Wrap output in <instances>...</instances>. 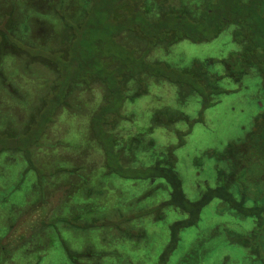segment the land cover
I'll list each match as a JSON object with an SVG mask.
<instances>
[{
  "label": "rangeland",
  "instance_id": "1",
  "mask_svg": "<svg viewBox=\"0 0 264 264\" xmlns=\"http://www.w3.org/2000/svg\"><path fill=\"white\" fill-rule=\"evenodd\" d=\"M80 1L0 0V36L10 23V9L17 17L16 21L21 16L24 18L18 27L23 35L27 19H36L37 28L35 25V30L32 29L21 44L29 53L57 62L63 71L57 81L58 86L66 79L65 72L68 70L69 73L72 70L73 73L90 74L103 68V65L105 67V57H98L100 49L93 44L96 43L93 36L95 23L98 18L101 20V0H95L90 13H93L91 20L86 19L85 24L76 27V50L67 48L65 40L70 31L62 37L64 29L60 28V20L52 14L55 8L62 5L63 13L70 16L72 23L80 17V10H77ZM125 6L120 10L126 13ZM222 7L219 6L217 10ZM233 8V4L229 5L228 12L233 10L235 14ZM110 13L111 16L115 15L113 10ZM136 15L142 19L147 18L140 11ZM247 15L252 20L256 18L251 10ZM122 23L123 19L120 18L119 25ZM171 24L172 21L166 16L163 21H159L157 27H163L160 32L165 34L167 26ZM174 25L177 27L178 23ZM180 26H183L181 30L190 32L189 28L182 24ZM192 28L200 34H208L211 30L209 25L203 24L192 25ZM232 29L233 25L228 26L215 38L207 41L181 40L168 51L164 49L171 39L165 38L158 46L151 48L144 59L146 62L150 58L159 59L161 63L158 65L150 64L153 70L166 74L168 72L175 79L188 78L180 70L177 72L180 75L174 70L190 67L195 60H198L205 72L209 71L213 68L211 64L204 63L206 59L225 57L236 49ZM97 40H101L106 46L111 44L106 35ZM115 41L121 44L122 53L130 52V62L136 61L148 45V42L142 41L131 31L121 32ZM30 44H34L37 49ZM60 45L64 49L61 53L57 52ZM98 61L101 67H96ZM136 62L140 66L139 59ZM0 63L2 74L8 78L14 75L13 79L21 89L33 93L35 102L38 93L50 90L52 82L44 76L45 71L49 72L48 68L44 67L37 72L30 69L32 75L39 74V77L35 75L37 77L30 79L25 76L19 55H2ZM28 63L25 59V67ZM220 66L215 67L219 72L222 70ZM148 81L146 93L136 101L125 103L121 109V115L135 114L132 124L119 115L115 116L114 119L119 124L116 135L120 134L122 137L125 133L134 131L142 133L144 139H141L139 147L145 145L148 138L155 141V146L144 155L141 151L135 152L141 156L140 166L166 159L167 147L172 146L169 154L172 153L175 158L174 166L180 173L182 189L188 199H198L207 187L213 188L220 184L215 156L209 151L221 150L227 142L242 138L253 127L256 130V125L261 122V118L257 120V117L264 114L261 79L254 71H249L238 82L223 78L220 85L223 93L218 96L216 94L217 102L207 108H202L197 97L179 105L176 92L180 88L174 83L153 79ZM2 96L0 128L12 123L6 117L7 105L18 120L24 117V109L10 105L9 94ZM107 97L101 82L76 84L64 105L56 110L53 122L47 125L40 136L41 147L39 145L38 150L35 148L36 151L29 149L30 156L27 158L33 171H27L29 161L22 152L11 149L0 151V264L93 263L90 256L78 257V262L73 263L65 251V245L68 244L75 252L94 248L101 253V264H160L161 254L172 244L174 246L163 264H262L248 238V233L254 229V219L238 216L225 201L211 199L200 211L199 220L180 229L174 242L171 225L184 219L186 212L167 205L160 207L170 198L171 186L167 179L139 177L143 175V169L138 162L130 165L134 173L126 168V173L131 175L129 178L116 174L103 175V153L91 135L90 120ZM49 99L47 98L46 105H49ZM29 110L25 113L26 121ZM165 110L167 118L176 117L182 112L190 119L199 120L190 125L188 121L177 118L169 128L159 124L153 126L150 133L147 132L146 127L152 113L159 112V123H162ZM41 118L42 113L40 122ZM22 126L17 125V130L21 131ZM185 131L188 133L182 136L180 132ZM29 134L32 138L33 128ZM22 136L12 138L0 133V146L26 145V136ZM60 166L62 168L58 169ZM127 167L130 168L129 165ZM153 207L158 208L153 210ZM61 217L74 223L78 218L88 227L69 229L58 220ZM53 220H58L54 222V226L51 225Z\"/></svg>",
  "mask_w": 264,
  "mask_h": 264
},
{
  "label": "trees",
  "instance_id": "2",
  "mask_svg": "<svg viewBox=\"0 0 264 264\" xmlns=\"http://www.w3.org/2000/svg\"><path fill=\"white\" fill-rule=\"evenodd\" d=\"M94 2L95 0H81L80 6L77 9L80 10L78 13L80 17L72 23H70V16L63 13L62 5L53 10V16L57 20H60L61 27H58L64 29V35L62 37L70 31V34L67 35V40H65L67 48H75L76 50L78 45H75L77 44L75 40L78 31L76 32L75 29L85 24L86 19L91 20L93 13L91 15L90 13L93 10ZM223 2L224 4H220ZM101 4V20L98 18L95 23L93 36L96 39V43L93 44L100 49V55L98 57H101V59L105 57V67L102 63L103 68L90 74L73 73L72 70L69 73L68 70L67 73L65 72L66 79L59 86L57 81L60 79L63 71L60 70L57 62L36 53H29L23 47V44H21L24 37L32 29L35 30V27L37 28L35 22L38 21L33 19V17H29L27 19L28 24L25 26L26 32L23 35L18 27L20 25L19 22L21 21L22 23L24 18L21 16L19 21H16L15 18L17 17L14 16V12L10 9V23H8L3 34L0 36L2 39L0 41V58H2V55H19L23 63L21 67L26 72L25 76L30 79L37 77L35 75L39 77V74L32 75L30 69L37 72L44 67L48 68L49 72L45 71L44 76L50 79L52 85L50 90L38 93L35 97L37 99L35 102L32 92L21 89L20 85L14 81V75H10L8 78L5 74H2V68H0V96L2 94H9L10 105L24 109V117L18 120L9 111L8 105L5 106L6 117L12 123L0 128V133L12 138L23 135L27 139L26 145H13L12 147L4 145L0 146V151L11 149L15 152H22L26 158L29 157V149L36 151L35 148L37 149L39 145L41 147L40 136L47 125L53 122L56 110L61 105H64L65 99L70 96L73 87L76 84L98 81L104 85L106 96L108 97L91 116L90 132L103 153V175L116 174L120 177L129 178L131 175L126 173V168L134 173L130 165L137 164L138 162L140 166L139 158L141 156L135 152L141 151L144 155L155 146V141L152 138H148L146 144L143 145L144 147H139V143H141V139H144V137L142 133L135 132L134 130V133L128 132L122 135V137L120 134L117 136L116 132L119 129V124L114 118L119 115L124 121L132 124L135 114L121 115V109L125 103L136 101L138 97L146 93L149 79L158 82L167 81L168 83H174L180 88V91L176 92V101L179 105L187 103L192 97H197L200 100L202 108H207L217 102L215 99L216 94L218 96L223 93V89L220 87L223 78L238 82L249 71H254L260 77L264 90V0H139L138 2H134L133 0H101ZM231 4L234 5L233 9H235V14H233V10L231 12L227 10ZM221 5L223 7L217 10ZM122 6L126 7V13L120 10ZM105 10L107 11L104 12ZM111 10L115 13L114 16L110 15ZM250 10L256 16L254 20L250 19L247 15ZM139 11L143 12L147 18L142 19L138 17L136 12ZM166 16L170 18L172 24L167 26V32L162 34L160 30H163V27L160 28L157 25ZM120 18L123 19L121 25H119ZM54 21L57 22L56 20ZM176 23H178L177 27L174 25ZM179 23L189 28L188 30L190 32L181 30L180 28L183 26H180ZM195 24L209 25L211 30L208 34L196 33L195 29L192 28V25ZM231 25H233L232 38L235 42L236 49L225 57H211L206 59L204 63L211 64L213 68L209 71L205 72L201 68L198 60H195V63L190 67L184 66L174 70L176 73L180 70V73L182 72V75H187L188 78L182 77L181 79H175L168 72L166 74L153 70V66H150V64L157 63L158 65V63H161L159 59L150 58L148 62L144 59L147 52L151 48L158 46V43L165 40V38L172 40L167 42L165 46L164 50L168 51L173 44L181 40L200 42L213 39L219 32L221 33L222 30ZM111 26L114 28L112 29ZM154 28H156V31H154ZM124 31L134 32L142 41L148 42L146 50L138 58L140 66L136 62L138 59L136 61H128L130 52L122 53L121 44L115 41L116 36ZM105 35L111 43L107 44V46L103 45L101 40H97L100 36ZM88 43L90 44L91 42ZM30 46L37 49L34 44H30ZM61 47L60 45L57 48V52L61 53L64 50ZM25 59L29 62L26 67ZM99 61L96 62V67H101ZM217 65H221V72L215 68ZM167 68H169L168 64ZM162 74H166V76ZM177 75L180 74L177 73ZM53 92L56 93L49 97ZM47 98H50L49 105H46ZM29 108L31 109L29 110ZM27 110L30 113L26 121L25 113ZM41 113L42 118L40 122L39 118ZM158 114L159 112L152 113L149 124L146 127L147 132L150 133L153 126L159 124L169 128L177 118L188 121L190 125L194 121L199 120V118L190 119L187 114L182 112L176 117L167 118L165 116V114L167 115V111L165 110L162 115L165 117V121L163 120L162 123H159ZM259 118H261V122L256 125V130H253V127L249 130L248 134L235 141L227 142L219 151H209L215 156V166L218 171L217 174L220 177H218L220 184L213 188L207 187L198 199H188L182 189L180 173L175 170L174 166L175 158L172 153L169 154L173 149L172 146L167 147L168 154L166 159L157 160L156 163L148 164V166H140L143 169V175H139V177L165 178L171 186L170 198L164 201L160 207L167 205L186 212L184 219L177 220L171 225L174 242L180 229L195 224L199 220L202 208L211 199L219 198L225 201L228 206L232 207L238 216L254 219V229L248 233V238L251 241V246L260 256L259 260L264 264V114L257 117V120ZM17 125H23L21 131L17 130ZM32 128L34 129V134L30 138L29 133ZM187 133V131L180 132L182 136ZM180 140L182 141L183 137ZM137 148H140V150ZM128 165L130 168L127 167ZM32 168L33 166L29 161L27 171L32 170ZM60 168L62 166L58 169ZM236 177L237 179H235ZM157 208L153 207L151 209L154 210ZM76 219L75 223L69 222V219H64V217L58 220L62 221L64 227H68L69 229H83L86 226L88 227L87 224H82L79 219ZM56 221L53 220V224L51 225L54 226V222ZM173 246V244L170 245L161 254L159 259L160 264H163L167 259L168 253ZM83 250L75 252L72 250L70 244L65 245L66 254L73 263L78 262V257L90 256L93 259L92 264H101L100 252H97L94 248H86Z\"/></svg>",
  "mask_w": 264,
  "mask_h": 264
}]
</instances>
